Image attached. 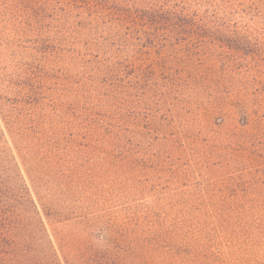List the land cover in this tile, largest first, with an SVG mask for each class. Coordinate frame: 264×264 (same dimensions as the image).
I'll list each match as a JSON object with an SVG mask.
<instances>
[{
    "label": "rangeland",
    "instance_id": "374dc122",
    "mask_svg": "<svg viewBox=\"0 0 264 264\" xmlns=\"http://www.w3.org/2000/svg\"><path fill=\"white\" fill-rule=\"evenodd\" d=\"M164 1L169 31L142 0H0V132L63 264H264V0ZM42 132L60 158L28 165Z\"/></svg>",
    "mask_w": 264,
    "mask_h": 264
},
{
    "label": "trees",
    "instance_id": "16d2710c",
    "mask_svg": "<svg viewBox=\"0 0 264 264\" xmlns=\"http://www.w3.org/2000/svg\"><path fill=\"white\" fill-rule=\"evenodd\" d=\"M148 4L147 10H151L149 19L154 22L155 28H165L164 30L168 31L174 29L173 23L178 12L170 6L169 1L142 0V5L146 7ZM46 135L48 134L42 132L39 139H34L35 142L32 143L34 145L25 143L23 158L28 165L39 166L40 161L47 160L48 156L52 161L51 155L58 157V146L54 142L50 143ZM34 148L35 151H28ZM56 167V163H53V167L50 163L44 166L45 179L52 180L57 175ZM61 175V179L66 178L64 174ZM149 246L155 248L151 243ZM100 253L101 258H105L104 253ZM164 256L166 264L196 263L193 253L177 257L170 251ZM99 257L98 252L94 256L95 264H100L97 263ZM0 264H63L47 235L42 216L25 177L2 132H0Z\"/></svg>",
    "mask_w": 264,
    "mask_h": 264
}]
</instances>
